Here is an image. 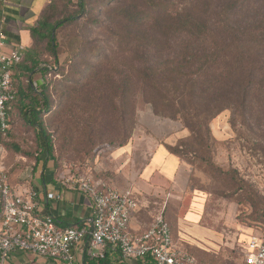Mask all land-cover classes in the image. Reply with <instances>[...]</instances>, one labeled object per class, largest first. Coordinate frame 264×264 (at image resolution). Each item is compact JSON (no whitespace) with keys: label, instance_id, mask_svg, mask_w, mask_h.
<instances>
[{"label":"trees","instance_id":"16d2710c","mask_svg":"<svg viewBox=\"0 0 264 264\" xmlns=\"http://www.w3.org/2000/svg\"><path fill=\"white\" fill-rule=\"evenodd\" d=\"M62 1L71 13L59 16ZM95 1L100 6L91 14L89 6ZM60 2H45L30 29L32 47L12 77L16 97L8 109L10 127L19 117L43 139L40 152L46 158L36 159L34 173L49 160L57 166L41 117L50 115L51 90L65 45L77 51L71 72L80 75L83 100L91 101L95 110L107 103L112 116L119 114L128 125L118 147L132 134L140 100L158 117L183 118L194 133L207 130L209 121L225 111L251 131L264 126V0ZM78 24L82 32L61 44L60 34ZM90 57L97 67L88 63ZM37 74L42 81L38 87L33 85ZM231 126H236L234 121ZM10 127L0 133L3 151ZM165 148L179 159L171 147ZM52 171L58 179L57 169ZM257 221L264 232V206ZM83 259L84 264H115L108 253L102 260Z\"/></svg>","mask_w":264,"mask_h":264},{"label":"rangeland","instance_id":"374dc122","mask_svg":"<svg viewBox=\"0 0 264 264\" xmlns=\"http://www.w3.org/2000/svg\"><path fill=\"white\" fill-rule=\"evenodd\" d=\"M99 6V1L90 5L91 14ZM70 13L66 3L60 2L59 16ZM80 25L63 31L61 44L79 35ZM61 51L51 90V112L41 117L57 165L55 168L49 160L50 169H57L59 175L72 167L84 173L90 170L116 190L130 189L138 195L153 191L148 184L144 190L137 185L142 179L139 172L157 144H167L184 166L181 187L163 186L157 192L167 199L162 210L173 247L201 264H242L248 236L263 230L257 220L264 206V126L260 130L254 126L252 132L225 111L209 121L207 130L194 133L183 118L158 117L140 100L132 134L118 147L128 125L119 120V114L112 116L107 103L95 110L91 101L83 100L80 75L71 72L77 51L68 45ZM88 61L97 67L93 57ZM14 119L5 151H0L10 183L32 176L36 159L46 158L40 152L43 139L39 132L19 117ZM233 121L236 126H231ZM122 148L125 152L117 156ZM189 214L192 220H186ZM197 230L208 237H197L193 232Z\"/></svg>","mask_w":264,"mask_h":264},{"label":"built area","instance_id":"2783aa9c","mask_svg":"<svg viewBox=\"0 0 264 264\" xmlns=\"http://www.w3.org/2000/svg\"><path fill=\"white\" fill-rule=\"evenodd\" d=\"M24 54L23 46H7L0 38L2 134L10 127L8 109L16 97L12 77ZM59 183L89 199L91 216L82 225L61 228L52 216L40 215L37 192L25 182L12 185L0 156V264L25 254L74 264L77 250L90 260H102L110 252L118 253L124 261L149 258L155 264H201L173 247L171 229L163 213L156 215L143 233H130V220L138 209L132 190L118 191L95 178L90 170L84 173L75 167L60 174ZM46 199H60V195L47 193ZM242 256L244 264H264V232L248 236Z\"/></svg>","mask_w":264,"mask_h":264},{"label":"crops","instance_id":"0c3cea01","mask_svg":"<svg viewBox=\"0 0 264 264\" xmlns=\"http://www.w3.org/2000/svg\"><path fill=\"white\" fill-rule=\"evenodd\" d=\"M45 0H0V38L4 39L7 46L21 45L25 49V54L32 47L30 29L36 24L38 16L42 11ZM24 54V56H25ZM24 58V57H23ZM34 86L42 84L40 75L33 78ZM167 145V144H166ZM157 144L152 150L148 160L139 172L141 180L138 186L144 190L145 185H150L153 191L135 194L138 197V209L132 215L129 231L132 235H139L146 231L152 220L159 213H163V208L167 199L157 193L162 187L173 186L175 190L182 186L184 177V166L175 156L168 153L165 146ZM125 149H119L117 156L123 154ZM52 169L47 163L43 170H37L32 176L26 175L21 182L12 183L19 185L28 183L37 192L38 209L40 215H50L54 218L56 225L61 228L70 226H80L91 216V205L87 197L79 192L72 191L59 183L58 179H53ZM140 191V190H138ZM59 194L60 199L47 200L46 194ZM157 212H159L157 214ZM186 220H192L191 214ZM197 237H208L202 231H193ZM115 264H146L145 260H122L118 253H108ZM83 253L75 251V263L84 264ZM8 264H65L48 259L35 257L29 254L13 256Z\"/></svg>","mask_w":264,"mask_h":264}]
</instances>
